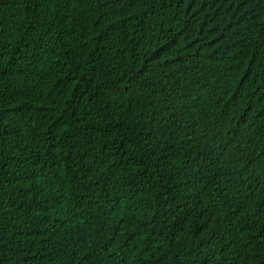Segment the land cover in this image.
I'll list each match as a JSON object with an SVG mask.
<instances>
[{
    "label": "trees",
    "instance_id": "16d2710c",
    "mask_svg": "<svg viewBox=\"0 0 264 264\" xmlns=\"http://www.w3.org/2000/svg\"><path fill=\"white\" fill-rule=\"evenodd\" d=\"M0 264H264V0H0Z\"/></svg>",
    "mask_w": 264,
    "mask_h": 264
}]
</instances>
